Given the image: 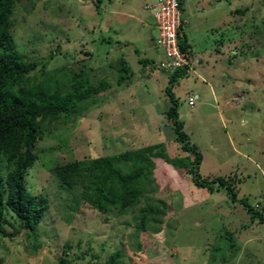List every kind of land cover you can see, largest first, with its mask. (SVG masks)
<instances>
[{
  "label": "rangeland",
  "instance_id": "rangeland-1",
  "mask_svg": "<svg viewBox=\"0 0 264 264\" xmlns=\"http://www.w3.org/2000/svg\"><path fill=\"white\" fill-rule=\"evenodd\" d=\"M182 2L184 34L197 62L173 92L184 130L203 156L200 173L209 181L227 180L239 201L264 213V0ZM96 4L22 0L16 6L13 42L35 65L23 85L65 96L86 81L93 91L70 119L44 123L25 182L47 210L34 237L6 212L0 264H58L60 256L71 264H106L117 252L118 264H264V222L253 221L218 184L213 194L198 190L179 166L157 158L150 166L118 164L124 177L136 180L140 196L124 211L116 206L104 213L54 175L59 166L160 143L171 159L188 155L166 115L169 74L140 63L165 59L150 45L157 32L144 24L153 20L144 9L153 1ZM190 96L198 97L194 108ZM227 232L236 253L222 238Z\"/></svg>",
  "mask_w": 264,
  "mask_h": 264
},
{
  "label": "trees",
  "instance_id": "trees-1",
  "mask_svg": "<svg viewBox=\"0 0 264 264\" xmlns=\"http://www.w3.org/2000/svg\"><path fill=\"white\" fill-rule=\"evenodd\" d=\"M22 0H0V235L6 234L5 226L9 224L6 212H12L28 231V235L35 236L41 219L47 210V202L43 198H36L27 189L25 178L27 170L36 161L33 147L43 138L44 123L50 119H70L80 110V104L89 99L93 89L87 82L77 83L73 91L65 96L48 95L42 86L34 85L26 88L25 78L34 70L35 65L27 63L18 53L13 42V17L16 6ZM103 0H97V8L102 6ZM182 11V25L179 30V43L184 53L191 52L184 34L185 20L183 2L180 0ZM245 10L239 12L244 13ZM117 44H120L117 42ZM126 47L130 44H125ZM137 52V51H136ZM138 53V52H137ZM143 66L152 63L140 60ZM122 71L125 69L122 67ZM186 75V70H177L170 74L166 95L170 98V107L166 112L172 121L175 141L181 146L187 158L171 159L162 143L145 147L138 151H128L111 157L99 158L93 161H77L56 167L54 175L62 185L69 189L81 191L82 199L88 202L100 213L111 207L118 206L126 210L133 203L138 202L139 190L133 177H124L117 165L133 162L140 166L152 165V158L161 159L172 166H179L193 179L194 186L205 193L213 194L215 185L225 189L233 203L239 202L246 208L251 219L264 222V213L257 211L246 200H238L235 187L223 178L212 181L204 179L200 173L203 156L184 130V122L178 113V101L173 89L179 79ZM120 82L126 80L120 76ZM7 164V176L1 172ZM145 164V165H144ZM5 186V188H4ZM14 233H17L15 230ZM222 238L229 241V249L236 253L238 250L233 234L227 232ZM210 249V248H209ZM214 252L219 248L211 249ZM119 252L111 257L106 264H118ZM58 264H71L69 260L60 256Z\"/></svg>",
  "mask_w": 264,
  "mask_h": 264
},
{
  "label": "built area",
  "instance_id": "built-area-1",
  "mask_svg": "<svg viewBox=\"0 0 264 264\" xmlns=\"http://www.w3.org/2000/svg\"><path fill=\"white\" fill-rule=\"evenodd\" d=\"M153 4L145 5L155 21L156 47L163 50L165 59L154 63L150 69L166 73L177 70H186L190 73L197 62L192 54L184 53L179 43V30L182 25V11L180 0H152ZM197 96H190L188 105L194 108L197 105Z\"/></svg>",
  "mask_w": 264,
  "mask_h": 264
},
{
  "label": "crops",
  "instance_id": "crops-1",
  "mask_svg": "<svg viewBox=\"0 0 264 264\" xmlns=\"http://www.w3.org/2000/svg\"><path fill=\"white\" fill-rule=\"evenodd\" d=\"M152 19H153V20H152L151 24H148V23H145V22H144V24L147 25V26H149V27H151V28H154V29H155V27H154V26H155V21H154L153 16H152ZM155 31H156V30H155ZM155 38H156V37H152V38H151V41H152V43L150 44L151 46H154V39H155ZM192 50H193V49L191 48V51H192ZM194 58H195V56H194ZM146 59H147V58H146ZM147 60H149L150 62H153V61H154V60H152V59H150V58H148ZM147 60H146V61H147ZM150 64H151V63H150ZM150 64H148V65H150ZM148 65H147V66H148ZM207 72H208V77H209V74H211V72L209 73V68H207Z\"/></svg>",
  "mask_w": 264,
  "mask_h": 264
},
{
  "label": "clouds",
  "instance_id": "clouds-1",
  "mask_svg": "<svg viewBox=\"0 0 264 264\" xmlns=\"http://www.w3.org/2000/svg\"><path fill=\"white\" fill-rule=\"evenodd\" d=\"M146 5H147V4H146ZM144 9H145V6H144ZM145 10H146V9H145ZM149 12H150V11H149ZM151 15H152V14H151ZM155 40H156V38L154 39V45L156 46ZM190 54H191V52H190ZM192 56H193V55H192ZM154 63H156V62L153 61L150 65H148V66H147V67H148L147 69L150 70V68L153 66ZM162 72H163V71H162ZM165 73H166V72H165ZM186 73H187V72H186ZM166 74H169V75H170V74H172V73H166Z\"/></svg>",
  "mask_w": 264,
  "mask_h": 264
}]
</instances>
